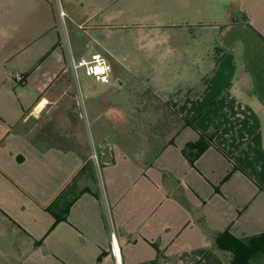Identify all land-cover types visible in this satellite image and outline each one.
Returning <instances> with one entry per match:
<instances>
[{
	"label": "crops",
	"instance_id": "0c3cea01",
	"mask_svg": "<svg viewBox=\"0 0 264 264\" xmlns=\"http://www.w3.org/2000/svg\"><path fill=\"white\" fill-rule=\"evenodd\" d=\"M113 16L70 20L44 71L0 91V264H116L112 234L121 264H231L219 233L264 234V0H199L186 24ZM95 53L112 83L74 88L70 55ZM149 94L167 114L128 120Z\"/></svg>",
	"mask_w": 264,
	"mask_h": 264
},
{
	"label": "rangeland",
	"instance_id": "374dc122",
	"mask_svg": "<svg viewBox=\"0 0 264 264\" xmlns=\"http://www.w3.org/2000/svg\"><path fill=\"white\" fill-rule=\"evenodd\" d=\"M198 6L199 0H0V91L8 87L7 81L11 74L44 71L49 65L48 58L52 56V52L45 46L50 40H55L58 30L66 44V39L68 41L71 34L67 27L70 20L81 22L83 13L115 14L110 23L122 27H154L156 21L165 25L171 22L186 24L190 20L189 13L196 11ZM188 35V32L185 33L186 39ZM11 83L16 89H29L32 84L20 85L13 80ZM78 85L85 91L95 87L96 82L80 70L78 81L73 80V87ZM137 91L140 92L141 89H134L129 95H134ZM138 97L140 96H132L133 99ZM141 98L137 100L140 101ZM153 103L154 112L146 111ZM156 104V99L153 100L150 94L143 97L136 110L128 111L127 119L140 122L149 119V115L158 119L159 115L167 114L163 111L156 112ZM113 115L122 119L121 113L120 116L119 113ZM113 115L111 116L114 118ZM168 117L177 119L176 116ZM82 123L86 128L87 124L92 127L87 116L82 118ZM163 130L168 129L160 127L156 131L161 134ZM87 132L89 135L88 128Z\"/></svg>",
	"mask_w": 264,
	"mask_h": 264
},
{
	"label": "trees",
	"instance_id": "16d2710c",
	"mask_svg": "<svg viewBox=\"0 0 264 264\" xmlns=\"http://www.w3.org/2000/svg\"><path fill=\"white\" fill-rule=\"evenodd\" d=\"M18 83H22V81ZM207 146L201 136L198 142L187 144L182 153L188 157L190 163H193ZM56 219L60 220L59 217ZM214 246L220 251L231 254V264H252L254 259L264 255V234L249 239H238L225 231L215 237Z\"/></svg>",
	"mask_w": 264,
	"mask_h": 264
},
{
	"label": "built area",
	"instance_id": "2783aa9c",
	"mask_svg": "<svg viewBox=\"0 0 264 264\" xmlns=\"http://www.w3.org/2000/svg\"><path fill=\"white\" fill-rule=\"evenodd\" d=\"M60 15L62 16L63 13H60ZM69 65L76 81L79 78V71L82 70L86 77L93 79L100 85H110L112 83L111 65L99 53L92 54L89 58H76L73 55H70ZM14 79L16 82H21L23 80L20 75H15ZM77 107L80 111L81 118L84 119L87 116V112L85 100L81 95L78 97ZM90 159L96 166H98L99 158L93 145H91ZM111 240V253L115 258L116 264H121L119 257V247L115 242L113 234L111 235Z\"/></svg>",
	"mask_w": 264,
	"mask_h": 264
}]
</instances>
